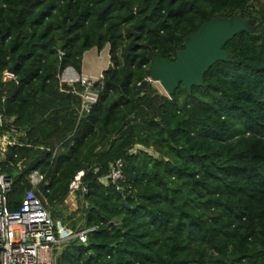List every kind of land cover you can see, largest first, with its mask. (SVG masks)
Returning a JSON list of instances; mask_svg holds the SVG:
<instances>
[{
    "label": "trees",
    "instance_id": "1",
    "mask_svg": "<svg viewBox=\"0 0 264 264\" xmlns=\"http://www.w3.org/2000/svg\"><path fill=\"white\" fill-rule=\"evenodd\" d=\"M215 18L261 28L227 43L232 59L204 87L154 89L152 58L174 62ZM107 46L99 101L81 114L83 88L60 76ZM0 109L21 130L0 143L8 206L40 172L37 196L65 239L58 264H264V0H0ZM119 160L125 182L107 185Z\"/></svg>",
    "mask_w": 264,
    "mask_h": 264
},
{
    "label": "built area",
    "instance_id": "2",
    "mask_svg": "<svg viewBox=\"0 0 264 264\" xmlns=\"http://www.w3.org/2000/svg\"><path fill=\"white\" fill-rule=\"evenodd\" d=\"M13 79H15L14 74L5 72V81ZM103 79V73L97 79H91L83 74L79 75L73 68H67L60 76L61 84L70 86L80 84L83 88L79 93L81 114L89 113L93 106L97 105L99 91L96 84ZM146 81L153 83L151 77ZM0 130L4 132L0 143L15 144L21 137V130L14 120H5L1 109ZM83 176L84 171L77 174L70 186V195H76L81 190ZM29 181L32 189L25 194L19 209L12 211L8 206L7 196L11 191L13 180L0 169V264H53V257H56L53 250L59 248L65 241L58 237L62 228L55 225L50 212L37 196L36 189L42 183L43 176L40 172L34 171L29 176ZM103 182L117 187L125 182L122 160L112 165L109 176ZM83 191L86 195V190ZM16 232L20 233L19 239L16 237ZM87 233V230L81 231L75 236L82 243H86Z\"/></svg>",
    "mask_w": 264,
    "mask_h": 264
},
{
    "label": "water",
    "instance_id": "3",
    "mask_svg": "<svg viewBox=\"0 0 264 264\" xmlns=\"http://www.w3.org/2000/svg\"><path fill=\"white\" fill-rule=\"evenodd\" d=\"M260 28L261 25L250 20L215 18L187 37L174 62L153 57L151 80L159 83L168 96H172L181 84L191 94L193 87L205 86L204 77L214 64L232 59L224 50L227 43L240 33L255 34ZM9 72L14 74V68ZM58 253L59 248H55L53 254L57 256Z\"/></svg>",
    "mask_w": 264,
    "mask_h": 264
},
{
    "label": "rangeland",
    "instance_id": "4",
    "mask_svg": "<svg viewBox=\"0 0 264 264\" xmlns=\"http://www.w3.org/2000/svg\"><path fill=\"white\" fill-rule=\"evenodd\" d=\"M94 52L99 56V59H98L97 62L94 59L95 57H93ZM109 53H110V47L109 46H107L105 48V50H103V52H99L96 48L91 50V51H89V52H87L84 55V59H83V67H84V69L86 68V69H88L91 72L101 73L102 74L110 66V64L108 66V62H110ZM152 86H153L154 89H157L161 94L167 95L165 90L162 88V86L159 83L153 82ZM76 197H77V194H76ZM66 204L68 205V209L73 210V207L71 205L74 204V203L71 202L70 198H68ZM16 237H17V239L20 238V233L19 232H16ZM53 264H58V256L53 257Z\"/></svg>",
    "mask_w": 264,
    "mask_h": 264
},
{
    "label": "crops",
    "instance_id": "5",
    "mask_svg": "<svg viewBox=\"0 0 264 264\" xmlns=\"http://www.w3.org/2000/svg\"><path fill=\"white\" fill-rule=\"evenodd\" d=\"M93 57H95L94 59L97 62L98 59H99V56L95 52L93 54ZM109 60H110V57H109ZM109 64H110V62H108V66H109ZM82 74L85 75V76H87V77H89V78H91V79H97L100 76L101 73H94V72L89 71L86 68L84 69V67H83L82 68ZM70 196H69V198H70L71 202L74 203V204L71 205L73 207V210H70V209L69 210H70V212H74L77 209V206H78V204H77V197H76V195H70ZM66 206L68 207L67 204H66Z\"/></svg>",
    "mask_w": 264,
    "mask_h": 264
}]
</instances>
